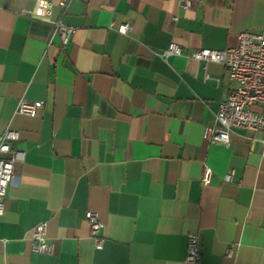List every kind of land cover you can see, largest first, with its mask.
I'll list each match as a JSON object with an SVG mask.
<instances>
[{
	"label": "crops",
	"instance_id": "crops-1",
	"mask_svg": "<svg viewBox=\"0 0 264 264\" xmlns=\"http://www.w3.org/2000/svg\"><path fill=\"white\" fill-rule=\"evenodd\" d=\"M185 1L0 0V135L17 130L24 151L0 264H193V232L196 264H264V133L234 128L229 146L204 138L237 83L191 56L262 30L264 0ZM60 20L76 28L67 45ZM171 42L182 54L156 53ZM22 98L42 104L19 113ZM87 210L104 222L99 248ZM42 220L51 254L31 250Z\"/></svg>",
	"mask_w": 264,
	"mask_h": 264
},
{
	"label": "built area",
	"instance_id": "built-area-1",
	"mask_svg": "<svg viewBox=\"0 0 264 264\" xmlns=\"http://www.w3.org/2000/svg\"><path fill=\"white\" fill-rule=\"evenodd\" d=\"M191 5L185 1L184 6ZM128 23L121 24L120 32H127ZM56 29L61 34L62 42L67 45L76 28L64 24L61 20L56 23ZM167 59L172 55L182 54V49L176 42L156 52ZM197 62H218L227 68L228 77L235 81L237 86L229 95L221 100L213 124L204 128V138L209 143L230 145L232 129L254 130L264 133V28L259 31L243 30L237 35V43L224 49L201 47L192 54ZM219 82V80H217ZM42 101H32L22 98L17 111L33 115ZM20 134L17 130L7 129L0 135V217L5 211V196L9 185L14 178V169L17 162L23 161L24 151L15 145ZM262 154L264 155V137L262 139ZM212 169L204 165L201 181L208 184L212 178ZM227 182L234 181V174L230 170L224 175ZM86 219L90 224L91 233L96 247L102 244L100 231L104 222L92 210H87ZM54 243L48 237V220H42L32 228L31 250L38 253L51 254L54 252ZM232 254V247L227 255ZM187 262L196 264L201 261L200 237L197 232L187 236Z\"/></svg>",
	"mask_w": 264,
	"mask_h": 264
}]
</instances>
